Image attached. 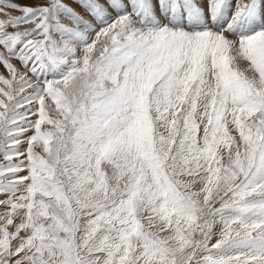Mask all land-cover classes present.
<instances>
[{"label": "snow or ice", "instance_id": "obj_1", "mask_svg": "<svg viewBox=\"0 0 264 264\" xmlns=\"http://www.w3.org/2000/svg\"><path fill=\"white\" fill-rule=\"evenodd\" d=\"M0 264H264V0H0Z\"/></svg>", "mask_w": 264, "mask_h": 264}]
</instances>
